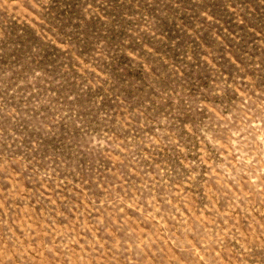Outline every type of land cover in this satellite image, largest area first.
<instances>
[{
	"label": "rangeland",
	"instance_id": "1",
	"mask_svg": "<svg viewBox=\"0 0 264 264\" xmlns=\"http://www.w3.org/2000/svg\"><path fill=\"white\" fill-rule=\"evenodd\" d=\"M0 264H264V0H0Z\"/></svg>",
	"mask_w": 264,
	"mask_h": 264
}]
</instances>
